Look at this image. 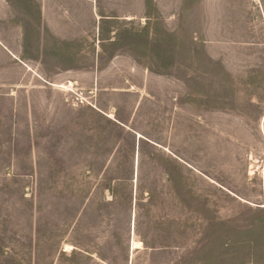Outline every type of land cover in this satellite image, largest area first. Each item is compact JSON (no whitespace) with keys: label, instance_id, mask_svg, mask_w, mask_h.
Segmentation results:
<instances>
[{"label":"rangeland","instance_id":"1","mask_svg":"<svg viewBox=\"0 0 264 264\" xmlns=\"http://www.w3.org/2000/svg\"><path fill=\"white\" fill-rule=\"evenodd\" d=\"M0 264H264V0H0Z\"/></svg>","mask_w":264,"mask_h":264},{"label":"bare ground","instance_id":"2","mask_svg":"<svg viewBox=\"0 0 264 264\" xmlns=\"http://www.w3.org/2000/svg\"><path fill=\"white\" fill-rule=\"evenodd\" d=\"M141 247H142V243L141 242L133 244V249H137V248H141Z\"/></svg>","mask_w":264,"mask_h":264}]
</instances>
